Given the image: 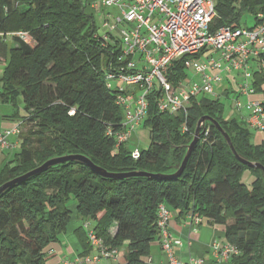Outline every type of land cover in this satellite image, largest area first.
Masks as SVG:
<instances>
[{"label":"trees","instance_id":"1","mask_svg":"<svg viewBox=\"0 0 264 264\" xmlns=\"http://www.w3.org/2000/svg\"><path fill=\"white\" fill-rule=\"evenodd\" d=\"M212 1L214 32L264 23V0ZM245 15L252 16L251 27L242 24ZM121 55L120 45L97 34L93 12L81 0H0V104L10 106L6 118L18 123L21 137L19 153L0 171V185L64 155L83 156L108 173H174L202 116L218 122L241 158L264 167V139L252 143L253 133L264 131L225 119L223 105L206 97L191 99L176 114L161 113L156 91L147 97L143 121L150 145L132 158L126 142L117 141L125 131L123 111L106 79L124 67ZM175 74L185 75L180 63L170 68L171 82ZM263 83L258 77L254 88L264 112ZM205 131L178 179H107L67 162L10 187L0 195V264H46L45 250L67 229L73 206L83 224L94 223L106 252L123 248L124 264H146L161 204L222 227L225 244L236 250L228 264H264V175L238 162L211 124ZM246 171L251 189L242 179Z\"/></svg>","mask_w":264,"mask_h":264},{"label":"built area","instance_id":"2","mask_svg":"<svg viewBox=\"0 0 264 264\" xmlns=\"http://www.w3.org/2000/svg\"><path fill=\"white\" fill-rule=\"evenodd\" d=\"M100 0V6L107 9L110 5L120 8V16L114 18L106 16L105 27L109 30L103 35L104 42L120 45L121 59L124 67L115 72H107L108 86L115 84L117 91L116 104L123 111L124 133L117 137L119 143H125L134 127L144 121L147 114V97L153 91L159 96L158 111L176 114L185 108L191 99L206 97L214 91L216 85L224 80L223 76L234 75L237 85L235 94L247 97L254 96V81L249 84V78L254 74L264 77V23L256 29L221 28L214 32L212 22L215 18L212 0ZM96 1L90 9H94ZM95 11V10H94ZM93 11V13H94ZM109 17L114 25L110 28ZM129 27L119 29V24ZM121 34L120 41L112 34ZM98 34V33H97ZM99 35V34H98ZM18 38L30 42L25 32H18ZM141 63L137 66L135 58ZM174 63H180L184 71L191 67L195 71L196 80L186 85L180 80L174 85L168 78ZM112 87V86H111ZM143 92L142 96H136ZM134 94V95H133ZM217 99L212 100H218ZM233 111L240 113L243 121L250 129L264 131V112L262 101H247L242 106L238 99L231 100ZM245 110V113L242 112ZM204 132V136L206 135ZM20 134L17 124L13 129L0 132V146L8 145L10 134ZM138 150L132 151V158L137 159ZM192 223L199 222V218L189 215ZM169 212L164 204L158 207V237L161 249L167 256L168 264H180L172 252V238L168 231ZM88 229L89 245L99 252V256L113 259L116 251L106 252L102 241L98 239L89 223L83 224ZM176 244H181L177 242ZM215 253L218 257L229 258L236 254L235 248L224 244ZM217 246V247H216ZM97 258H94L96 261ZM80 260L77 264L88 262ZM201 259L192 260L191 264H202ZM64 264V263H63Z\"/></svg>","mask_w":264,"mask_h":264},{"label":"crops","instance_id":"3","mask_svg":"<svg viewBox=\"0 0 264 264\" xmlns=\"http://www.w3.org/2000/svg\"><path fill=\"white\" fill-rule=\"evenodd\" d=\"M2 68L0 63V75ZM258 77H262V75L254 74V82H256ZM223 78L225 80L223 91L226 93V96L230 100L238 99L242 106H245L247 101L253 96L229 95L230 92H237V85L234 82L235 76L224 74ZM181 81L186 85L194 81V78L190 79L184 75ZM0 108V132L13 129L18 123L10 122L6 118V114L10 110L6 108V105L0 104ZM242 112L245 113V110H242ZM238 115L240 119V113ZM254 137L255 142L262 139L258 134H255ZM7 142V146H0V171L6 164L13 161L15 155L20 151L19 135L10 134L7 137ZM250 177L249 174L245 173L242 179L246 183ZM166 208L169 212L168 231L172 238V252L174 258L180 264H191V261L196 259H201L202 264H228L230 262L227 258L218 257L217 253H215V244L218 247H222L225 244L222 227L213 226L202 217L199 218V222L192 223L189 215L179 216V211H175L169 207ZM72 210L73 217L71 222L65 232L59 237V241L51 244L45 250L46 264H77V262L85 258L99 257V252L94 251L89 245L87 233L83 229V220L75 216L74 206ZM91 225L94 226V223L91 222ZM177 242H181V244H176ZM125 255L126 253H121L120 250L118 255L113 259L103 257L95 261L93 258V261L88 264H124ZM146 264H168L167 256L161 249V242L158 236L150 245V256Z\"/></svg>","mask_w":264,"mask_h":264},{"label":"rangeland","instance_id":"4","mask_svg":"<svg viewBox=\"0 0 264 264\" xmlns=\"http://www.w3.org/2000/svg\"><path fill=\"white\" fill-rule=\"evenodd\" d=\"M95 3V5L93 7H95L93 10L90 9V6L92 5V3ZM124 0H122L121 2H123ZM81 2L86 5V7L88 9H90V11H94L93 13V26H94V29L95 31L100 35V36H103L107 33V31L109 30L108 27H105V23H106V16H108V14H111L112 17L114 18H118L120 16V8L117 6V5H110L108 7H106L107 9L101 7L99 4H100V0H81ZM112 17H109V23H110V28L114 25V21L112 19ZM242 24L246 25L247 27H251L253 25V18L252 16L250 15H245L243 17V21H242ZM129 27L128 24H124V23H121L119 24V29H125ZM112 34L115 36V38L117 40L120 41V37H121V34H118L116 31H113ZM135 60L137 61V66L139 68H141V63L138 62V57L135 58ZM185 75L188 76L190 79L194 78V80H196V77H195V71L194 69L191 67H187L185 69ZM182 79V77L178 76V74H175L173 76V79H172V83L174 85H176L180 80ZM253 80L254 78H249V84H252L253 83ZM225 84V81H223L220 86L216 85L214 87V91L211 93V94H208L206 96V98L208 99H217V96H219V103H221L223 105V115L225 117V119H239V115L237 113H235L233 111V106H232V102L231 100L226 96V93L223 91V85ZM111 86L113 87V89H115V84L112 83ZM262 90L264 91V83L262 85ZM143 92H139L136 96L140 97L142 96ZM234 94L235 95V92H230L229 95H232ZM134 95V94H133ZM233 95V96H234ZM261 94H255V96H253L252 98H250L249 100L250 101H258V100H261ZM6 108L8 110H10V106L9 105H6ZM1 109V108H0ZM3 109V108H2ZM10 113V111H9ZM9 113H7L6 115H9ZM240 120V119H239ZM27 131V127L25 126H22L21 128V135L24 134L25 132ZM149 128L146 127L144 125V122H141L139 125L137 124L134 129L132 130L130 136L128 137L126 143L124 144L126 149H130L131 151H134V150H139V151H145L146 149H148L149 145H150V132H149ZM253 134H258L261 136V138L264 139V135L262 133H253ZM21 139V137L19 138ZM255 137H253V142L254 143L255 141ZM259 141V140H258ZM256 141V142H258ZM247 174L250 175V172L249 171H246ZM244 182V181H243ZM252 183H253V178L250 177L249 180L244 184L249 188L251 189V186H252ZM93 226L91 225V222H89V228H92ZM85 230V232L87 233L88 229L86 227L83 228ZM91 247V246H90ZM92 248V247H91ZM93 249V248H92ZM94 251L98 252L97 250L93 249ZM121 253H126V249H123L121 250ZM93 258H85V259H88V263H91V261H93ZM83 259V260H85Z\"/></svg>","mask_w":264,"mask_h":264},{"label":"water","instance_id":"5","mask_svg":"<svg viewBox=\"0 0 264 264\" xmlns=\"http://www.w3.org/2000/svg\"><path fill=\"white\" fill-rule=\"evenodd\" d=\"M206 123L211 124L212 127L216 129V131L220 134L222 139L224 140L225 144L228 146L229 150L231 151L232 155L235 157V159L240 162L241 164L247 166L250 169H258L262 171L264 175V167L256 162H250L248 160H245L241 158L235 151L232 141L228 134L221 128V126L218 124L216 120L209 116H202L198 119L191 142L186 146V153L184 155V158L179 166V168L171 174L163 175V174H154V173H148V172H142V171H134L129 173H108L104 170L100 169L99 167L93 165L87 158L80 156V155H64L61 157H54L47 161H45L42 165L38 166L37 168L21 175L16 178H13L3 184L0 185V195L4 193L6 190H8L10 187L26 180L27 178L31 176H35L41 172L47 171L48 169L58 166L63 163L67 162H78L82 163L88 167H90L98 176L107 178V179H129V178H146V179H178L182 172L185 169V166L189 160V157L199 141L201 135L204 133L206 128ZM264 263V258H263Z\"/></svg>","mask_w":264,"mask_h":264},{"label":"bare ground","instance_id":"6","mask_svg":"<svg viewBox=\"0 0 264 264\" xmlns=\"http://www.w3.org/2000/svg\"><path fill=\"white\" fill-rule=\"evenodd\" d=\"M257 28V27H256Z\"/></svg>","mask_w":264,"mask_h":264}]
</instances>
